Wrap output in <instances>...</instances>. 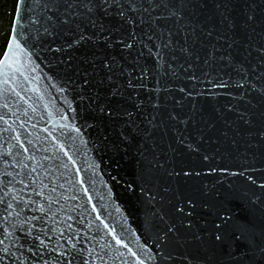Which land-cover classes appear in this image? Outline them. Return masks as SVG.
<instances>
[{
  "label": "snow or ice",
  "instance_id": "snow-or-ice-1",
  "mask_svg": "<svg viewBox=\"0 0 264 264\" xmlns=\"http://www.w3.org/2000/svg\"><path fill=\"white\" fill-rule=\"evenodd\" d=\"M20 67L63 98L68 135L42 155L3 80L0 264H264V0H14L0 76ZM89 152L138 202L137 230L91 219Z\"/></svg>",
  "mask_w": 264,
  "mask_h": 264
},
{
  "label": "water",
  "instance_id": "water-1",
  "mask_svg": "<svg viewBox=\"0 0 264 264\" xmlns=\"http://www.w3.org/2000/svg\"><path fill=\"white\" fill-rule=\"evenodd\" d=\"M44 72L47 73L48 70L45 68ZM33 76L35 79L32 78ZM8 77H12L9 85L15 87L16 91L20 93L19 97H9L15 106L16 116L14 119L18 120L20 124H24L28 132L32 133L33 142L37 144V147L49 148V153H43L42 151V155H59L63 158L62 154L58 153L55 145L52 143L53 140H57V133L60 134V140L57 143L64 142L65 137L68 135L67 129L60 128V124L65 122L60 121L56 116V110L62 107L60 101L63 98L56 95L54 89L48 85L44 75L38 71L33 72L30 68L26 69L25 67H20L16 72L6 69L5 74L0 76V86H2L3 80ZM2 103L0 101V104ZM6 111L9 110L0 107V113ZM48 113H52L51 117ZM66 115L71 116L72 113H66ZM5 118L10 119L9 116ZM32 124L36 125L34 129L31 127ZM0 127H3L2 121H0ZM37 138L39 143H37ZM67 142L71 143L70 140ZM217 147H220V145L209 144L204 146L205 150L210 153L215 152ZM65 150L67 151V149ZM84 159L88 164L94 160L99 165V168L93 173L87 167V164L82 165L81 161H77L78 168H81V177L91 178L94 181V185L89 192L92 205H85L89 211H91L93 205L97 208V212L92 214L91 219L95 221V216L99 215L110 226L109 230L115 228L117 233L120 231L119 224L121 223L128 224L134 231L137 230L140 226L142 216L140 206L130 193L123 191V181L117 185L112 180V176L116 175V169L103 162L107 158L102 153L89 152ZM212 163L215 164L216 161L213 160ZM134 170L135 162L132 161L125 165L122 172H134ZM218 175L219 173L211 176H201L193 182L197 184L208 183L211 185L215 183ZM127 179H129V176H124V180ZM233 183L235 185L234 194L237 200L243 198L246 193L250 194V190L242 181L234 180ZM85 187H88L87 183ZM218 187H221V190H223L222 186L218 185ZM257 195H260L259 190H257ZM80 202L85 203L84 198L81 197ZM255 223L257 228L264 225V221L260 219L259 213H257ZM95 224H99V221H95ZM101 229L103 230L102 226ZM108 242H112L110 237H108Z\"/></svg>",
  "mask_w": 264,
  "mask_h": 264
},
{
  "label": "trees",
  "instance_id": "trees-1",
  "mask_svg": "<svg viewBox=\"0 0 264 264\" xmlns=\"http://www.w3.org/2000/svg\"><path fill=\"white\" fill-rule=\"evenodd\" d=\"M14 0H0V18L3 19V28L6 33L12 17Z\"/></svg>",
  "mask_w": 264,
  "mask_h": 264
}]
</instances>
